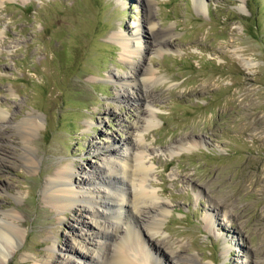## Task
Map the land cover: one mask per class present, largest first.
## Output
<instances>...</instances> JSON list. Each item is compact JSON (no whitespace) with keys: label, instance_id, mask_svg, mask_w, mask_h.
Wrapping results in <instances>:
<instances>
[{"label":"rangeland","instance_id":"374dc122","mask_svg":"<svg viewBox=\"0 0 264 264\" xmlns=\"http://www.w3.org/2000/svg\"><path fill=\"white\" fill-rule=\"evenodd\" d=\"M149 11L158 35L171 31L161 50ZM121 31L140 57H124ZM1 114L0 224L18 237L0 264L97 254L99 205L79 225L44 186L72 163L76 190L104 194L83 182L115 163L104 147L137 151L168 203L159 234L151 211L134 215L163 264H264V0H0Z\"/></svg>","mask_w":264,"mask_h":264},{"label":"bare ground","instance_id":"6f19581e","mask_svg":"<svg viewBox=\"0 0 264 264\" xmlns=\"http://www.w3.org/2000/svg\"><path fill=\"white\" fill-rule=\"evenodd\" d=\"M145 1L147 5H150L151 0ZM148 13L144 22L147 24V31L152 38L150 43L152 42V45H154L157 50H161L163 46L169 44L167 37L171 34L170 28H165L162 30V34L158 35L155 28L156 25L152 20L151 12L149 11ZM115 37L123 49L125 58L133 60L136 57H140L142 44L136 38H134L136 43L133 45L131 38L122 33V31L116 34ZM145 70V73L142 71L143 79H145L144 77L147 75L152 74V70L150 71L147 68ZM146 96L147 95H141V98H146ZM0 118L3 119L4 115L0 116ZM26 128L29 129V127ZM116 150L115 148H103L104 152H110L111 156H116L115 163L108 160L101 161L100 168L104 169L107 175L97 173L96 176L93 177L94 179H83V182L90 181L94 184L103 185L104 190L102 192L104 194L98 191L95 193L91 190H76L70 181L74 174L72 172L74 165L71 163L61 167L51 179L46 182L44 186L45 198L58 211L70 210L76 207L78 215L73 217L72 220L78 222L79 225L85 222L80 218L83 212L88 211L92 213V211L95 210L94 208H89V204L99 205L101 208V216L105 214V217H107L105 220L106 224H103L102 230L96 233H90L95 234L94 237L97 239L94 243L97 254L92 256L89 261L84 264H163V261L159 259L161 255H158L159 252H163V250L160 249L161 246H159L160 248H155L153 246L151 249H144L143 244L146 242V237L143 235L142 229L140 230L142 226L137 224L134 215H140L144 212L149 213V211H151L150 213H152V215L149 216L147 227L151 230L152 236L154 234H159L162 217L168 212V203L166 201L157 200V193L149 189L146 183L148 181L149 167L144 165L139 153L131 150L128 153V157H126ZM111 176H113V178ZM124 178H127L131 185L126 184ZM3 214L6 218L12 217V215L8 213ZM113 219L114 221H112ZM1 220L0 239L3 240V245L0 246V255L5 258L7 254L5 244H11L12 238L18 237V230L7 220H3V218ZM119 221L122 222V225L119 224ZM108 226L111 227L110 231L108 230ZM4 229L8 234L3 233ZM148 240H150V238ZM66 247V253H70L72 256L78 257L82 254L74 246ZM50 251L51 253L37 260L34 264H62L57 261L54 255L55 249L52 248ZM63 264H72V262L67 260V262Z\"/></svg>","mask_w":264,"mask_h":264}]
</instances>
